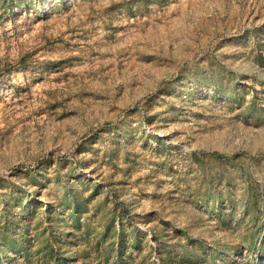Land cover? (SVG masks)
Here are the masks:
<instances>
[{"label":"rangeland","instance_id":"rangeland-1","mask_svg":"<svg viewBox=\"0 0 264 264\" xmlns=\"http://www.w3.org/2000/svg\"><path fill=\"white\" fill-rule=\"evenodd\" d=\"M0 264H264V0H0Z\"/></svg>","mask_w":264,"mask_h":264}]
</instances>
